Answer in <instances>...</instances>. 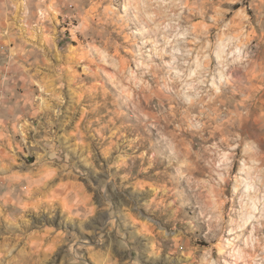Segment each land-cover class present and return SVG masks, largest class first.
Here are the masks:
<instances>
[{"label":"rangeland","instance_id":"1","mask_svg":"<svg viewBox=\"0 0 264 264\" xmlns=\"http://www.w3.org/2000/svg\"><path fill=\"white\" fill-rule=\"evenodd\" d=\"M0 264H264V0H4Z\"/></svg>","mask_w":264,"mask_h":264},{"label":"crops","instance_id":"2","mask_svg":"<svg viewBox=\"0 0 264 264\" xmlns=\"http://www.w3.org/2000/svg\"><path fill=\"white\" fill-rule=\"evenodd\" d=\"M4 2V0H0V4H2Z\"/></svg>","mask_w":264,"mask_h":264},{"label":"bare ground","instance_id":"3","mask_svg":"<svg viewBox=\"0 0 264 264\" xmlns=\"http://www.w3.org/2000/svg\"><path fill=\"white\" fill-rule=\"evenodd\" d=\"M223 143V142H222Z\"/></svg>","mask_w":264,"mask_h":264}]
</instances>
